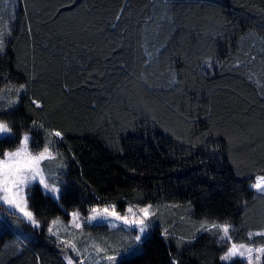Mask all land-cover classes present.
Returning a JSON list of instances; mask_svg holds the SVG:
<instances>
[{"label": "trees", "instance_id": "1", "mask_svg": "<svg viewBox=\"0 0 264 264\" xmlns=\"http://www.w3.org/2000/svg\"><path fill=\"white\" fill-rule=\"evenodd\" d=\"M0 34V154L27 133L64 168L59 202L32 187L40 228L0 204V264H69L53 220L146 205L195 225L154 227L125 264H244L193 230L264 239L247 237L264 223V0H0Z\"/></svg>", "mask_w": 264, "mask_h": 264}, {"label": "snow or ice", "instance_id": "2", "mask_svg": "<svg viewBox=\"0 0 264 264\" xmlns=\"http://www.w3.org/2000/svg\"><path fill=\"white\" fill-rule=\"evenodd\" d=\"M119 19V17H117ZM3 49V35L0 34V50ZM26 86L21 84L19 88L15 90L17 98L21 91H25ZM3 97H0L2 100ZM18 100H9L8 107H13ZM32 104L37 108H41L42 105L38 100H32ZM4 105L0 104V109ZM35 124V122H34ZM13 132L9 122L0 120V138L10 137ZM50 135L55 137H62L60 131L53 130ZM30 136L25 133L19 146L15 151H5L0 156V202L7 204L9 208L14 209L22 214L23 218L31 223L34 227H40V222L34 215L33 211L29 210L28 198L31 196V190L33 184L42 186L44 194L51 195V198L59 202L60 200V189L56 187V183H49L45 177L43 169L41 168L42 162L49 159H54V156L50 150L51 141L46 143L42 150L31 151L29 149ZM41 146L37 145V149ZM251 188L255 189L257 193L264 194V175L257 177L256 182L250 185ZM13 211V215H15ZM90 215L85 217V221L89 224L96 221L98 224L112 223V221H119L121 223L122 230L127 231L129 234L135 232L136 235L132 236L133 245L128 246L123 250V254L119 251H115V254H108L104 248H96L97 254L104 253L100 256V259L105 264H117V258L119 257V264H125L126 260L135 258L137 253L140 251L139 243L142 237H146L148 230V223L150 216L152 215V205H146L144 207L135 208L128 206L125 213L121 215L116 211L115 206H112L111 210L108 207L103 210L93 207L87 210ZM72 221L76 228H82L83 224L76 222L80 219L79 212H73L71 214ZM53 224L56 222L53 221ZM113 226H115L113 224ZM205 231H211L216 229L218 233H222L219 236V240L226 241V251L220 256L221 261H230L234 257H240L246 260V264H260L261 257L264 256V239L259 241L258 247L247 246L245 244H238L232 241L230 230L233 229V225L225 223H211L205 222L202 225ZM48 232L52 235L57 233L53 232L51 227L48 228ZM215 234V233H214ZM264 238V223L260 225V230L247 232V237L251 242L252 237ZM66 247H70L73 251L77 252L76 245L74 243H68L67 241H61ZM69 264H73L71 257L68 258ZM77 264H83V261H78ZM99 264V261H97ZM175 264V262H174Z\"/></svg>", "mask_w": 264, "mask_h": 264}, {"label": "rangeland", "instance_id": "3", "mask_svg": "<svg viewBox=\"0 0 264 264\" xmlns=\"http://www.w3.org/2000/svg\"><path fill=\"white\" fill-rule=\"evenodd\" d=\"M29 149L33 152L37 151L31 147L30 142H29ZM15 150L16 149L12 151H15ZM0 158H3V157H0ZM41 168L43 169L44 175L48 179V182L49 183L55 182L56 187L60 189V185L62 184V181L64 180V168L62 167L61 163H59L58 160L54 157V159H49V160H45L44 162H42ZM34 186H39L41 190L44 192V190L42 189V186L38 184H33L32 187ZM48 195L51 196L50 194ZM0 204H2L5 208H7L12 213L13 211H15L14 209L9 208L7 204H3L2 202H0ZM28 204H29V200H28ZM107 207L110 210L112 208V206H107ZM103 208L105 207H100L99 209L103 210ZM135 208H139V207H134V209ZM125 210L121 212V211H117L116 209V211L119 212L121 215L125 213ZM72 213L73 212H71L67 218H58V219L53 220L56 223L53 224L52 223L53 221H52L50 225L48 226V228L51 227L53 229V232L57 234L52 235L51 233L49 232L48 233L49 235L54 237L56 241L61 245L62 249L66 253L67 260L69 257H71L73 264H77L78 261H83V264H97V261H99V264H105V262L100 259V256L104 255V253H100L98 255L96 251L97 247L104 248L108 254H115V251L113 250L119 251L121 254H123V250L125 248H127L130 245H133L132 236L136 235V233L132 232L131 234H129L127 231L122 230L123 226L121 225L119 221H112V223H103V224H98L96 221H93L91 222V224H89L85 221V217L90 215V213L83 215L79 212L80 219L79 221H76V222L82 223L83 227L78 229L75 227V224L72 221V218H71ZM15 214L19 216L23 221L29 223L26 219L23 218L22 214L19 213L18 211H15ZM174 216L175 214L172 212H169V210H166V209L159 210L158 208L152 207V215L147 221L149 227L146 233V237L151 233V231H153L154 227H159V226L163 227L165 223L169 221H172L174 224H180V228H181V225H184V227L186 226L187 228H189L188 231H190V229L194 227L195 225V223H193L191 218L181 217V218H178L177 220L175 219ZM29 224L32 225L31 223ZM113 224L115 226H113ZM202 225L204 224H200L197 227V229L193 230V233L195 232L198 233V232L203 231L204 228L202 227ZM99 226H106L107 228H102ZM34 228H37V227H34ZM48 228H47V231H48ZM231 230H230V235L232 236ZM220 235H222V233H220ZM146 237H142V240L139 243V246L142 244V242L144 241ZM62 240L67 241L68 243H74L76 245V249L79 252V255H77V252L73 251L72 248L66 247L64 244H62L61 243ZM222 242H226V241H222ZM238 244H242V243H238ZM247 246L258 247L260 245H255V246L247 245ZM262 258L263 256L261 257L260 264H262ZM237 259L241 260L242 262H244V264H246V260L240 257H234L232 258V260L226 261V262H232ZM117 264H119V257L117 258Z\"/></svg>", "mask_w": 264, "mask_h": 264}, {"label": "bare ground", "instance_id": "4", "mask_svg": "<svg viewBox=\"0 0 264 264\" xmlns=\"http://www.w3.org/2000/svg\"><path fill=\"white\" fill-rule=\"evenodd\" d=\"M253 184V183H252ZM254 192H256V191H254ZM254 238V237H253Z\"/></svg>", "mask_w": 264, "mask_h": 264}]
</instances>
